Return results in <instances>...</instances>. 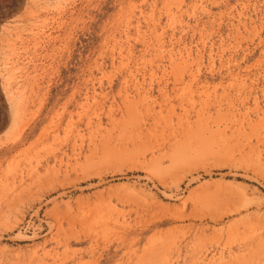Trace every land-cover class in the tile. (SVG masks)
I'll return each mask as SVG.
<instances>
[{"label":"rangeland","instance_id":"374dc122","mask_svg":"<svg viewBox=\"0 0 264 264\" xmlns=\"http://www.w3.org/2000/svg\"><path fill=\"white\" fill-rule=\"evenodd\" d=\"M0 264H264V0H0Z\"/></svg>","mask_w":264,"mask_h":264}]
</instances>
